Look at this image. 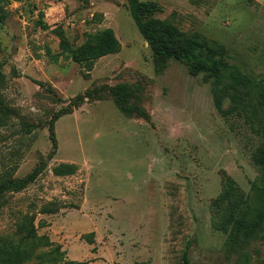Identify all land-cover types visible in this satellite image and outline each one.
<instances>
[{"label":"rangeland","instance_id":"1","mask_svg":"<svg viewBox=\"0 0 264 264\" xmlns=\"http://www.w3.org/2000/svg\"><path fill=\"white\" fill-rule=\"evenodd\" d=\"M153 1L156 17L183 35L221 44L257 84L252 95L226 98L222 113L204 73L176 59L158 71L128 0L3 1L0 178L47 161L0 208V238L17 243L32 223V246L47 254L24 264H186L187 249L193 264H236L227 246L234 204H264V0ZM107 29L118 50L77 61L104 47ZM120 84L150 119L118 108L108 89ZM92 90L103 98L90 99ZM78 94L87 96L74 106ZM63 162L77 171L56 175ZM224 172L239 192L220 206ZM47 206L58 210L43 213ZM249 250L250 264H264V237Z\"/></svg>","mask_w":264,"mask_h":264},{"label":"trees","instance_id":"2","mask_svg":"<svg viewBox=\"0 0 264 264\" xmlns=\"http://www.w3.org/2000/svg\"><path fill=\"white\" fill-rule=\"evenodd\" d=\"M3 1L0 0V22L4 21L6 17ZM128 7L141 34L148 41L155 54L158 71L163 69L166 61L176 59L185 63L191 74L204 73L205 81L210 82L212 85L214 103L222 113H228L231 110V108L224 109L223 107L226 98H233L239 104L245 95H252L257 84L225 58V48L215 39L200 33L190 36L183 35L174 25L156 17L157 11L160 10V5L156 1L128 0ZM101 34L106 38L104 47L96 51L91 57H75L77 61L83 62L88 58L97 59L118 50L120 43L111 29H107ZM108 93L126 116L150 119L147 110L140 103L132 101L130 91L126 85L120 84L110 87ZM262 95L264 96V93ZM86 96L78 94L72 100V104L78 106ZM88 96L90 99H101L103 93L92 90L89 91ZM262 101L264 102V100ZM67 112H69L67 109H62L56 112L52 118L53 121L50 125L52 149L48 155L50 159L55 156L58 150L54 122ZM46 163L47 161L42 158L40 164L31 173L20 179L10 176L1 177L0 208L6 192L23 190L43 171ZM76 171L77 166L67 162L60 163L54 168L56 175H70ZM238 192L239 189L235 179L224 172L223 188L214 200V204L221 206L225 200L230 202L233 195ZM57 210L58 208L47 206L42 209V212L54 213ZM234 215L227 246L231 252L238 256L236 264H246L250 258L249 246L264 237V204L255 206L251 198L247 196L240 203L234 204ZM34 235L35 228L31 223V227H28L26 234L17 243L7 242L0 238V264H24L34 257L39 259L46 257L47 254L34 250L31 240ZM183 257L186 264H193L188 249ZM42 264L45 263L42 262Z\"/></svg>","mask_w":264,"mask_h":264},{"label":"flooded vegetation","instance_id":"3","mask_svg":"<svg viewBox=\"0 0 264 264\" xmlns=\"http://www.w3.org/2000/svg\"><path fill=\"white\" fill-rule=\"evenodd\" d=\"M250 254H251V252H250ZM250 263H251V259L249 258V260L246 264H250ZM240 264H242V263H240Z\"/></svg>","mask_w":264,"mask_h":264}]
</instances>
